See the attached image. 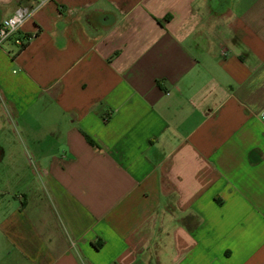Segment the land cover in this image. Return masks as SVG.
<instances>
[{"label": "crops", "instance_id": "obj_1", "mask_svg": "<svg viewBox=\"0 0 264 264\" xmlns=\"http://www.w3.org/2000/svg\"><path fill=\"white\" fill-rule=\"evenodd\" d=\"M16 35L0 264H264V0H46Z\"/></svg>", "mask_w": 264, "mask_h": 264}, {"label": "built area", "instance_id": "obj_2", "mask_svg": "<svg viewBox=\"0 0 264 264\" xmlns=\"http://www.w3.org/2000/svg\"><path fill=\"white\" fill-rule=\"evenodd\" d=\"M35 7L19 5L14 11L0 22V45L5 41L14 38L17 45L23 46L28 38L18 37L17 31L24 21L46 0H35ZM264 115V113H263Z\"/></svg>", "mask_w": 264, "mask_h": 264}, {"label": "trees", "instance_id": "obj_3", "mask_svg": "<svg viewBox=\"0 0 264 264\" xmlns=\"http://www.w3.org/2000/svg\"><path fill=\"white\" fill-rule=\"evenodd\" d=\"M23 46H25V44H23ZM23 46H21V47H23ZM85 136V138H86V140L90 143V144H95V142L92 140V138H90L88 135H84Z\"/></svg>", "mask_w": 264, "mask_h": 264}]
</instances>
